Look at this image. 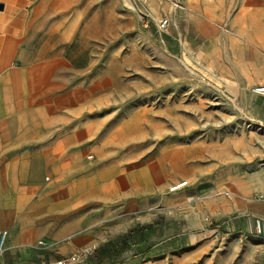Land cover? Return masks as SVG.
<instances>
[{
  "label": "rangeland",
  "instance_id": "rangeland-1",
  "mask_svg": "<svg viewBox=\"0 0 264 264\" xmlns=\"http://www.w3.org/2000/svg\"><path fill=\"white\" fill-rule=\"evenodd\" d=\"M19 18L18 54L0 77L23 69L22 94L12 99L24 106L0 98V181L7 173L39 181L35 196L45 198L71 178L97 177L76 190L92 198L96 242L56 260L264 264V254L233 259L238 235L229 232L200 249V239L216 238L210 220L226 216L228 173L264 167V95L252 90L264 84V0H37ZM50 62V77L33 85L29 69ZM70 129L80 142L57 143ZM32 196L14 202L19 219H50L57 205H34ZM34 234L47 257L73 236Z\"/></svg>",
  "mask_w": 264,
  "mask_h": 264
},
{
  "label": "crops",
  "instance_id": "crops-1",
  "mask_svg": "<svg viewBox=\"0 0 264 264\" xmlns=\"http://www.w3.org/2000/svg\"><path fill=\"white\" fill-rule=\"evenodd\" d=\"M36 1L0 0V36L11 34L9 30L11 24L17 21H20L22 25L23 21L19 18L20 12L24 11V16L28 19L29 11ZM79 136V130H62L56 135L58 138L57 143L66 145L68 142H80L77 139ZM255 172L254 176H251V174L237 176L235 172L228 173L226 177L227 188L223 196L220 197L219 203L221 208H224L223 213L226 216L250 214L264 217V182H262L264 167L255 170ZM12 176H14V172ZM84 184L87 185L88 182L83 180L80 182L78 178H71L67 182L58 184L57 192L53 195L40 198L36 197L35 194L36 190L43 187L41 182L33 180L29 186L21 182L17 174H15L14 180L10 179L8 173L7 177L5 174L3 180L0 181V228H7L10 234L7 249L0 252V264H57L56 255H67L74 249L85 248L95 243L97 231L94 227L99 224V220L90 221L92 198L87 197L85 193L80 195L76 193L77 188ZM59 187L61 188L59 189ZM28 194L33 195L28 199H31L34 205L41 201H52L57 205L56 208L52 209L50 219L32 220L31 222H23L19 219L21 209H17L19 208L17 205L27 198ZM17 201L18 204L14 208L13 204ZM37 228L41 229L37 230ZM17 231L20 233L18 240L16 237ZM35 231L47 233L53 241H62L67 236H73L69 240L62 241L58 246V250H54L55 252L47 257L45 253H37L31 242L35 237V234L33 235ZM229 231L236 236L240 231L246 234L244 239L241 237L235 238L236 240L230 243L228 251L231 252L233 259L236 258L235 253H240L237 257L243 256L245 261L250 254H253L252 257L264 254V242L261 240L263 238L252 232L250 220L244 218L235 220L230 226L213 230V233L217 234L216 238L209 239L206 237L200 239L202 244L200 249L204 251L208 248V244L212 242L214 246H220L224 242V238H221V236H226ZM64 248H66L67 253L63 251ZM41 256H43L42 259ZM68 264L75 263L72 261Z\"/></svg>",
  "mask_w": 264,
  "mask_h": 264
},
{
  "label": "bare ground",
  "instance_id": "bare-ground-1",
  "mask_svg": "<svg viewBox=\"0 0 264 264\" xmlns=\"http://www.w3.org/2000/svg\"><path fill=\"white\" fill-rule=\"evenodd\" d=\"M61 1H67V0H61ZM39 4H42V1ZM37 8H39V7H37ZM9 30H10L11 34H7L6 36H0V73L12 65L14 58H16V55L18 54L19 43L22 40L21 34L23 31V25H21L20 21H17L15 23L11 24V27ZM24 32H26V31H24ZM31 55L33 56V54H28L27 57H30ZM38 56H39V54H38ZM59 62H61V61H57V62H53V63L58 64ZM54 64H52V62H50V63L38 65V66H36V65L32 66L29 69V72H30L31 81H32L33 85L36 82H44L45 80H47L50 77V75L54 69L52 67ZM22 71H23V69L16 68L12 71H9L7 73V75L5 74L3 77H0V98L3 101V97L6 93L8 100L12 101L11 102V108L13 110H15L16 107L20 108L21 106H24L23 101H18L17 103H14L13 99H12V95L19 97L22 94V88H23V85H22L23 82H22V77H21ZM6 83L9 86H5L4 84H6ZM33 110L40 113L39 114L40 116L41 115L47 116V110L45 109V107H40V108L38 107V108L33 109ZM34 111H31V112H34ZM20 115H21L22 119H24L25 113L21 112ZM119 129H120V131H125L124 126H120ZM90 157H93V155L90 154L89 158ZM87 182H88L89 186L90 185L94 186V184L97 182V177L92 176V177L87 179ZM262 182H264V174L262 176ZM114 185H116V184H114ZM105 186L103 188H105Z\"/></svg>",
  "mask_w": 264,
  "mask_h": 264
},
{
  "label": "built area",
  "instance_id": "built-area-1",
  "mask_svg": "<svg viewBox=\"0 0 264 264\" xmlns=\"http://www.w3.org/2000/svg\"><path fill=\"white\" fill-rule=\"evenodd\" d=\"M168 19L161 20V25L166 26L168 23ZM252 90L256 93L263 94L264 95V84H257L252 87ZM188 184V180H183L181 182H178L175 184L172 189H178L184 185ZM249 219L251 222L252 232L257 235L264 234V217L259 215H250V214H235V215H229V216H221L216 219L210 220V225L214 230H218L223 226H230L235 220H241V219ZM230 232V231H229ZM233 233V232H230ZM9 230L7 228H0V252H4L8 247V239H9ZM245 238L246 234L244 232H238V238ZM41 245L45 247H54L55 242H49L47 239H41L39 242ZM88 254L90 253V249H86V251L80 252ZM78 255V254H76ZM74 257V256H73ZM73 259L66 258L58 260L57 264H67V262H71Z\"/></svg>",
  "mask_w": 264,
  "mask_h": 264
}]
</instances>
